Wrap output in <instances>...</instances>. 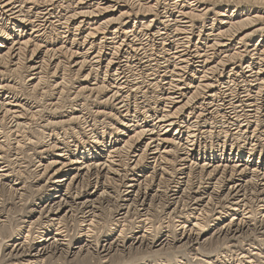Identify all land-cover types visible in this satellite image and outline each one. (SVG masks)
<instances>
[{"label":"bare ground","instance_id":"bare-ground-1","mask_svg":"<svg viewBox=\"0 0 264 264\" xmlns=\"http://www.w3.org/2000/svg\"><path fill=\"white\" fill-rule=\"evenodd\" d=\"M208 3L0 0V146L7 133L14 148L55 151L46 163L40 156L35 180L27 185L18 183L13 168L20 152L9 160L0 147V188L8 185L25 206L18 228L6 236V264H62L59 259L69 262L72 256H79L76 264H92V256L106 264H264V162L255 160L264 146V25L240 37L245 25L264 15L251 16V8L235 13L236 7L228 14L229 9L214 10ZM254 35L259 42L247 43ZM24 73L43 98L54 78L50 111L59 108L64 94L74 107L58 121L50 111L43 115L45 106L13 92V80ZM150 86L157 92L152 89L157 97L152 106L144 103ZM84 97L92 99L98 116L117 115L116 131L86 119L79 104ZM35 121L47 141L32 137ZM77 123H84L97 144L81 146L73 134ZM209 138L230 146L229 155L202 151V140ZM174 161L180 163L176 189L162 190L169 169L175 172ZM84 181L87 189H79ZM28 187L37 193L30 207ZM160 201L175 216L168 222L174 231L165 225L150 240L149 209ZM112 202L118 214L99 239L95 226L103 219L102 205ZM211 210L210 227L225 238L208 250L204 243L210 240L203 237L209 228L202 219ZM78 218L72 234L69 221ZM246 233L253 237L243 238ZM6 237L0 233V245ZM176 243L205 252L199 257L200 251L191 256L172 251L164 262L124 254L150 244L170 251Z\"/></svg>","mask_w":264,"mask_h":264},{"label":"rangeland","instance_id":"rangeland-1","mask_svg":"<svg viewBox=\"0 0 264 264\" xmlns=\"http://www.w3.org/2000/svg\"><path fill=\"white\" fill-rule=\"evenodd\" d=\"M208 1H209V3H208ZM206 0V2L209 4V6H211V7H213L214 8V10H219V9H222V8H224V9H229V11H228V14L229 13H232L233 12V10H234V7H236L235 9H236V12L235 13H238V12H241L242 10H246V9H252V12L250 13V15L251 16H255V15H264V12H262V11H260V9H264V0H233V1H231V0H227V1H225V0H215L216 2H214V0ZM230 3H229V2ZM236 1V2H235ZM215 3V4H214ZM237 3V4H236ZM214 4V5H213ZM240 4V5H239ZM228 6V7H227ZM238 10V11H237ZM209 16H213V13H211ZM132 24H134V20L132 21ZM262 25H264V16H262V18H258L255 22H252L250 25L248 24V25H245L244 27H243V29L241 30L242 31V33H241V35H240V37L241 36H244V35H246V34H249V33H251V32H253L256 28H258L259 26L260 27H262ZM55 37V35H52V38H54ZM250 39H251V42H247V43H251L252 45H254V44H257V42H259L258 41V39H259V35H254V36H252V37H250ZM4 64V63H3ZM66 64V67H70L69 65H67V63H65ZM68 68H66V69H68ZM68 71V70H67ZM69 73H70V71H68ZM228 71H226V73H227ZM225 73V75H227ZM27 74V73H26ZM26 74L24 73V75L22 76V77H18L17 79H14L13 80V92L15 93V91L17 90L18 92L20 91L21 92V94L20 93H15V94H18L19 96H23V97H25V98H27L32 104H35V105H43V106H45V109L41 112L43 115H47V111L49 112L50 110H49V108L51 107L50 105H49V99H51L52 97H54V92H55V90L53 89V86H52V81L51 80H53L54 78H50L49 80V82L46 84L47 85V88H46V91H47V89H48V91H47V93H45V94H47L46 96L47 97H45V94H44V98H43V96H41V91L42 90H40V89H36V90H34L33 88H31L30 86H29V83H31V81H28V82H26V80L25 79H27L28 77H26ZM5 75H7V74H5ZM20 79V80H19ZM22 79H23V82H22ZM17 80V81H16ZM19 81H20V83H19ZM26 83H25V82ZM15 83V84H14ZM149 82L148 81H146L145 82V85H147ZM32 84H34V83H32ZM149 85V84H148ZM14 87H15V89H14ZM70 87V88H69ZM68 87V90H70V89H72L71 87L72 86H69ZM153 87L154 86H150L149 88L150 89H148L146 92H145V94L147 95V97H145V100L146 101H144V103L145 104H147V105H154V103H155V100H157L156 98L157 97H154V96H152V94H156L157 92L153 89ZM17 88V89H16ZM155 88V87H154ZM29 89H31V90H29ZM49 89H51V90H49ZM53 89V90H52ZM155 91H153V90ZM24 90V91H23ZM67 90V91H68ZM73 90V89H72ZM16 91V92H17ZM154 92V93H153ZM66 93V92H65ZM68 93V92H67ZM148 93V94H147ZM157 95V94H156ZM69 96V97H68ZM62 97H63V99H62ZM61 97V99L59 100V102H58V106H59V108L58 109H56V110H51L50 112H51V114H53V116L52 117H54L53 119H54V121H58V120H61L62 118V114L64 115V114H67V110H69V109H71L72 107H74V105H75V102L71 99V97H70V94L69 95H66V94H64L63 96ZM35 98H37V99H35ZM66 98H68V99H66ZM85 98V99H84ZM84 98H81L80 99V101H79V104L81 105V107H82V114L83 115H85V117H86V119H89L90 121H95V122H97V127L98 128H100L101 130H104V128L105 127H107L108 126V128H111L110 130H113V131H116V130H114L115 128L114 127H116V126H119V121H120V119H118V117H117V115L114 117V116H111V118L110 119H106L105 117H103V115L102 114H100L99 116L96 114V110L95 109H97V108H95L94 107V103H93V101H92V99H90V98H87L86 99V97H84ZM153 98H155V99H153ZM39 99V100H38ZM41 100V101H40ZM71 100V101H70ZM148 100H150L149 102H148ZM154 100V101H153ZM36 101H40V102H36ZM153 101V102H152ZM148 102V103H147ZM37 103V104H36ZM47 103V104H46ZM72 106H71V105ZM83 105V106H82ZM49 108H48V107ZM71 107V108H70ZM89 107H91V108H89ZM48 108V109H47ZM41 109V108H40ZM92 110H94V111H92ZM83 112H86V113H83ZM93 112V113H92ZM95 113V114H94ZM93 114H94V116H93ZM98 116V117H97ZM46 117H48V116H46ZM92 118H93V120H92ZM98 118V119H97ZM103 119V120H102ZM264 119V118H263ZM97 120V121H96ZM106 120H107V122H106ZM40 122L42 121V120H39ZM108 121L110 122L109 123V125H108ZM111 121H112V124H111ZM101 122V123H100ZM107 124H106V123ZM99 123V124H98ZM42 124H43V122H42ZM111 124V125H110ZM81 125V126H80ZM103 125V126H102ZM105 125V126H104ZM263 127H264V122H263ZM33 126H34V128H33ZM38 126V127H37ZM79 126V127H78ZM84 126V127H83ZM103 127V128H102ZM82 128H84V129H82ZM112 128H114V129H112ZM74 130H73V134H74V136H75V138L79 141V143L81 144V146H84V145H87V144H91L92 142V144H97V143H95L93 140H94V138L92 137V135H90L88 132V130H87V128H86V126L84 125V123H77V124H75V126H74V128H73ZM77 129V130H76ZM82 129V130H81ZM98 130L100 133H102V131L101 130ZM107 129V128H106ZM264 129V128H263ZM86 130V131H85ZM7 131V130H6ZM5 131V132H6ZM31 133H32V137L33 138H35L36 139V141L38 140V141H42V142H44L43 140H45V141H47L48 139L46 138L47 137V134H46V132L38 125V121H35V123L32 125V128H30V130H29ZM80 131V132H79ZM69 132V131H68ZM109 132V130L106 132V133H108ZM65 133V131H61V134H60V136L62 137V135ZM88 133V134H87ZM46 135V136H45ZM5 137L4 138H2V139H5L1 144V148H2V150L6 153V155H7V158L10 160L12 157H15V156H12V154L13 153H15V152H20V159L18 160H16L17 162H16V164L14 163L15 161H13V168L15 169V173L17 174L16 175V178H18V183H19V181L20 182H26V184L27 185H29V183L33 180H35V179H33L34 177H35V173H36V166H37V164H38V160L40 159V156L42 157V155H43V160H46V161H44L45 163L46 162H48L49 160H51L52 159V157H53V154L55 153V151L53 150V149H49V151H47L46 153H42V154H40V153H37L39 150H40V148L39 147H37V148H27V147H25V148H23V150H21V147H19V148H14L15 146H16V144H12V142H11V139H10V137L7 135V133H6V135H4ZM90 139H89V138ZM9 138V139H8ZM8 140V141H7ZM92 140V141H91ZM205 139H203L202 140V151H204V150H207L208 152H209V154H216V156H218V157H220L222 154H226V155H229V153L231 152V150H230V146H226V147H223V143L222 142H219L216 138H212V139H207L208 141L206 142V140L204 141ZM214 143V144H213ZM41 144V143H40ZM218 144H219V146H218ZM262 145H264V142L262 141V143H261ZM213 145V146H212ZM205 146H206V148H205ZM43 148H45V147H43ZM228 148V149H227ZM263 149H264V146L262 147ZM262 148H260L259 147V149H257L256 150V156H255V160H258L259 159V157H261V160L264 162V150L262 149ZM248 149H246V152H248L247 151ZM236 150L234 151V154H236ZM25 153V154H24ZM27 153V154H26ZM34 157V159H32ZM244 158H248V155H247V153L244 155ZM34 160H35V162H34ZM37 160V161H36ZM24 162V163H23ZM31 162V163H30ZM33 162V163H32ZM21 163V164H20ZM27 163V164H26ZM173 162H171V166H173V169L175 170V172H173V170L172 169H169V172H171L170 174L168 173L166 176V178H164L163 179V182H165V183H162V187H161V189L163 190V187L166 189L167 187H168V189L170 190V189H173V190H175L176 189V187H175V179L177 178H175V176H177L178 174V171H177V168H178V166L180 165V163H179V161H174V163L172 164ZM179 164V165H178ZM16 165V166H15ZM18 165V166H17ZM24 165V166H23ZM30 165V166H29ZM20 166H21V168H20ZM28 166V167H27ZM153 166V165H152ZM28 168V169H27ZM19 169V170H18ZM150 171V173H151V170L152 169H149ZM16 171H20V172H16ZM31 171V172H30ZM33 171V172H32ZM35 171V172H34ZM149 172H147V174H149ZM19 173H21V174H19ZM175 173V174H174ZM28 175V176H27ZM33 175V176H32ZM19 176V177H18ZM174 176V177H173ZM25 177V178H24ZM172 178V179H171ZM172 181H171V180ZM29 180V181H28ZM177 180V179H176ZM166 182H167V184L168 185H166ZM43 183V182H42ZM45 183V182H44ZM150 183V182H149ZM156 183H158V180L156 181ZM156 183H155V185H156ZM22 184V183H21ZM83 184H84V186H83ZM83 184H80V187H79V189L81 188L82 190H85V189H87V186L85 185V181L83 182ZM164 185V186H163ZM14 186H16V185H14ZM5 187V188H4ZM92 187V186H91ZM91 187H88L89 189H93V188H91ZM31 188H35V187H28V190L31 192V193H33L32 192V190L33 189H31ZM13 190L10 188V187H8V185H3L1 188H0V215L1 216H4L5 218H3V217H0V220H3V219H5V223H2L1 221H0V233L2 234V235H4L5 237L7 236L8 237V234L10 235L15 229H17L18 227V224H19V222H20V217H22V216H24V214H25V209L23 210V208L22 207H25V206H21V203L20 202H18V199L14 196V191L12 192ZM35 193V192H34ZM32 194V195H30V193H28V199L27 200H29V198H30V200L26 203V207H30V205H29V203L31 202V203H33V199H35V197H36V194L37 193H35V194ZM51 195L53 194V195H56L57 193L55 192V191H50L49 192ZM171 193V194H170ZM172 193L173 192H168V196H169V194H170V196L169 197H171L172 196ZM31 196V197H30ZM32 200V201H31ZM165 200V199H164ZM253 200V199H252ZM253 202V201H252ZM254 202H256V204H255V206H257V204H258V202H257V200L254 198ZM160 203H162V204H160ZM163 203H164V205H163ZM113 204V205H112ZM112 204L108 207V206H106V204L103 206L102 205V208H101V210H102V220L100 221V223L101 224H99V225H97V226H95L96 227V230H97V235H96V237H98L99 239L101 238V236L103 235V234H106V232L108 231L107 230V228L108 227H111V226H109V225H111L112 224V218H114L115 216H117V214H118V207H116L115 208V203L114 202H112ZM156 204H158V205H153L149 210V214H151V221H152V224H153V230H152V235H149V237H150V240L151 239H156V237H157V235H159L160 234V232H161V228L163 227V226H165V225H168V222L169 221H172L173 220V218L175 217L173 214L170 216V214L168 215V211H166L167 209H165L164 208V206L166 205V202L165 201H160V202H157ZM2 205V206H1ZM162 205H163V207H162ZM110 207H112L111 209H110ZM22 208V209H21ZM113 209V210H112ZM115 209V210H114ZM163 209V210H162ZM181 209V208H180ZM254 209V210H253ZM258 208L257 207H253L252 208V211L253 212H255L254 214L258 217V219L260 218V217H262L261 215V213H260V211L259 210H257ZM187 210V209H186ZM185 210H183V212H184ZM183 212L181 213L182 215H183ZM209 212V211H208ZM212 212H213V210H211V212H209L207 215H206V217H204L203 219H202V221H204L203 222V224L205 225V227H204V229H207V228H209V231H208V233L203 237V239L205 240V239H207V241H208V238H209V240L211 241H209V242H207V244L206 243H204V247L206 248V249H208L209 250V248L211 247V244L213 243V244H215L214 245V247L217 245V242L218 241H221L222 242V240H223V238H225L223 235L220 237L219 235H217V234H215V232H216V230H214L215 229V226H213V228L212 227H210V223H211V220L213 219V217L211 216V215H213L212 214ZM257 212V213H256ZM166 213V214H165ZM3 214V215H2ZM181 214H179L178 213V215H180V216H182ZM177 215V214H176ZM177 215V216H178ZM210 215V216H209ZM7 216H8V218H9V220H7ZM132 216V215H131ZM130 216V218H129V220H131V217ZM133 216H134V214H133ZM169 218V220H168V218ZM173 216V217H172ZM150 217V216H149ZM171 217V218H170ZM209 217V218H208ZM207 218V219H206ZM153 219V220H152ZM177 220H180V218L178 219V218H176ZM230 219V216H228V217H226L225 219H224V222H222V224L223 223H225V222H227L228 220ZM206 220V221H205ZM108 221V222H107ZM111 221V222H110ZM9 222V223H8ZM71 222H73V223H71ZM206 222V223H205ZM254 223V222H253ZM8 224V225H7ZM74 224V225H73ZM105 225H106V227H105ZM207 225V226H206ZM256 225H258V224H256ZM2 226H4V227H2ZM15 226V227H14ZM78 226V227H77ZM79 226H80V220H79V218H78V220L76 219V220H70L69 221V225H68V227L70 228V232L72 233V231H73V233L72 234H75L76 233V231H78V229H79ZM114 226V225H113ZM169 226V228H171L172 229V227H173V229H172V232L174 231V226L172 225H168ZM171 226V227H170ZM254 227H255V225H254ZM257 227V226H256ZM75 228H76V230H75ZM211 228V229H210ZM14 229V230H13ZM257 229H259V227H257ZM215 231V232H214ZM259 231L260 232H262L263 230H260L259 229ZM75 232V233H74ZM213 232V233H212ZM212 233V234H211ZM250 233V232H249ZM127 234H129V232L127 231ZM215 237H214V236ZM213 236V237H212ZM255 236V235H254ZM261 236V235H260ZM260 236H255L257 239H261V238H263L262 236L260 237ZM7 237L6 238H4L5 240H2V242H1V245H0V264H6L7 262L5 261L6 259H7V257H6V255L8 254V252L10 251V248L9 249H7L8 247L6 246V244H7V242H5V241H7ZM206 237H208V238H206ZM216 237H218V238H216ZM249 238V237H253L252 236V234H248V233H246L245 235H243V238ZM254 237V238H255ZM213 238V239H212ZM202 239V240H203ZM212 239V240H211ZM222 239V240H221ZM218 240V241H217ZM4 241V242H3ZM2 243H4V246L2 245ZM6 243V244H5ZM205 244H206V246H205ZM151 245L152 244H150V247H147L146 246V248L144 247H142V248H140V249H138V248H136V249H133V250H131V251H129V250H126L125 252L126 253H124L126 256H128V257H130V254H128V253H131V255H132V257H149V258H152V259H157V258H160V260L161 261H163L164 262V259L166 258L167 259V257L168 256H172L173 255V253L174 254H176V255H188V256H191V254H189L190 252H193L194 254L195 253H197L198 251H200V252H198V256L199 257H202L203 255H201V254H203V252H205L204 250H198V251H196V250H191V249H188L187 248V246H185V245H182V244H180V243H176L175 245H173L174 246V248H173V250L172 249H170V251L167 249L166 250V248L168 247V246H165L164 248H162L161 246H152L151 247ZM203 246V245H202ZM204 248V249H205ZM214 249V248H213ZM176 250V251H175ZM172 251H173V253H172ZM171 252V254H168V253H170ZM127 257V258H128ZM73 258H75V259H73ZM77 258V259H76ZM78 258H79V256H72V257H70L69 258V260L71 261L72 260V262H68V261H65V259L64 258H62V259H59V262H61L62 264H76L75 262L78 260ZM148 258V259H149ZM180 259H184V258H180ZM104 260H102L101 261V258H97V257H91V263L92 264H106V262H103ZM108 264V263H107ZM132 264V263H131ZM133 264H137V263H133ZM155 264V263H154ZM156 264H160L159 262H156Z\"/></svg>","mask_w":264,"mask_h":264}]
</instances>
